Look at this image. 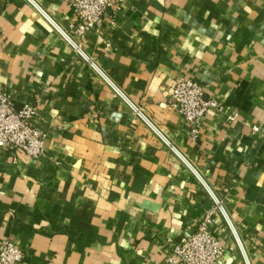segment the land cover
<instances>
[{"label":"crops","instance_id":"crops-1","mask_svg":"<svg viewBox=\"0 0 264 264\" xmlns=\"http://www.w3.org/2000/svg\"><path fill=\"white\" fill-rule=\"evenodd\" d=\"M70 1L0 0V91L45 135L0 148V239L22 264H178L210 212L217 264H264V0H122L83 37ZM177 77L219 103L194 133Z\"/></svg>","mask_w":264,"mask_h":264},{"label":"built area","instance_id":"built-area-1","mask_svg":"<svg viewBox=\"0 0 264 264\" xmlns=\"http://www.w3.org/2000/svg\"><path fill=\"white\" fill-rule=\"evenodd\" d=\"M121 1L71 0L74 22L69 24L70 30L75 36L83 37L91 28L100 26L105 18H113L121 7ZM73 46L77 51L80 50L77 44L73 43ZM168 103L193 126V133L196 132V123L204 117L206 111L219 107L214 97L205 95L203 85L184 77L175 79ZM36 115L34 106L24 104L16 108L6 92L0 91V148L23 152L30 157L41 155L45 135L35 123ZM233 117L229 116L231 119ZM257 129L253 127V130ZM215 203L220 208L219 202L215 200ZM211 222V213L208 212L195 230L186 232L172 246L169 260L178 264H217L223 248L210 230ZM23 260L24 252L18 245L9 239H0V264H22Z\"/></svg>","mask_w":264,"mask_h":264}]
</instances>
